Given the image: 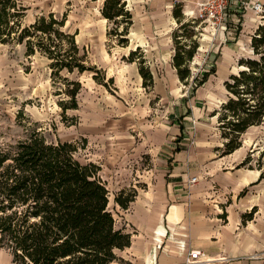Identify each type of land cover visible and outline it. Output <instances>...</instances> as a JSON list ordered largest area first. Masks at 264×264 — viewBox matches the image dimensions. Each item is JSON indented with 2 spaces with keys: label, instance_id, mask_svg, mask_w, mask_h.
<instances>
[{
  "label": "trees",
  "instance_id": "obj_1",
  "mask_svg": "<svg viewBox=\"0 0 264 264\" xmlns=\"http://www.w3.org/2000/svg\"><path fill=\"white\" fill-rule=\"evenodd\" d=\"M29 7L24 0H0V43L22 44L25 54L37 53L49 60L52 77L60 72L95 71L93 78L107 86L106 73L90 64L88 53L76 40L77 33L65 30L67 15L59 18L54 12L38 16L26 24ZM103 16L116 27L115 36L121 46L129 43L132 14L123 0H104ZM179 28L172 33L174 42L173 66L185 84L191 77L190 62L200 46L193 30L186 34L191 23L183 21L181 3L173 9ZM264 18V16H263ZM122 26V29H119ZM253 55L241 57L242 69L225 81L228 99L218 114L219 129L224 141L222 155L242 146L243 135L253 126L264 122V23L258 25L251 40ZM138 47L131 50L127 60L138 61L145 87L154 86V76L144 54ZM216 70L194 78V95ZM68 95L62 100L63 112L78 108L77 96L82 88L79 80L64 78ZM113 82V77H110ZM78 145L69 141H48L34 131L20 141L16 150H0V247L13 254L17 264H111L117 259L116 249L131 244V234L115 226L109 209V190L100 176V165L83 163L76 157ZM248 156L240 165L250 161ZM264 175H261V178ZM244 193V191H242ZM135 189L122 190L115 202L127 208L135 199ZM255 208L244 215L251 219Z\"/></svg>",
  "mask_w": 264,
  "mask_h": 264
},
{
  "label": "rangeland",
  "instance_id": "obj_2",
  "mask_svg": "<svg viewBox=\"0 0 264 264\" xmlns=\"http://www.w3.org/2000/svg\"><path fill=\"white\" fill-rule=\"evenodd\" d=\"M123 1L133 20L127 46L119 45L115 36H109L110 30L116 26L102 14L104 0H24L29 7L25 17L26 24L50 12H54L59 18L67 15L65 30L77 33V43L87 51L90 64L97 65L106 73L107 86L93 78L95 71L69 73L63 70L59 76L52 77L49 60L45 56L39 53L27 56L22 44L0 43V150L13 153L20 141L27 139L34 131H39L48 141L77 143L76 157L83 163L94 162L95 159H101L105 150H108L107 146L114 138L113 130L129 131L134 143H139L144 141L143 136L148 128L160 126L159 123L167 116H175L177 120H181L186 109V114L192 117L191 126L196 128L205 124L219 128L218 115L212 116V113L220 109L223 100L228 99L226 87L224 83H218L217 75L215 78L212 74L209 81L215 83L216 99L205 94L202 96L205 83L202 89L191 95L195 85L194 78L200 79L203 73L218 68L220 62L228 60L224 55L227 48H236V52H231L232 58L228 60L229 71L232 73L242 69V66H238L242 56L253 55L252 47L248 44V30L242 36L240 44L237 43L246 20L242 13H238L236 31L232 34H223L221 31L214 34L207 25L187 20L185 11L190 12L195 7V0ZM178 2L181 3L183 21L191 23L184 30L185 33L188 35L192 30L197 33L188 38L187 43L191 44L192 39H197L200 46L190 62L189 83L177 81L178 86L174 90L165 86L160 94L155 88L143 85L138 61L129 62L127 57L137 44L144 45L136 55L139 57L137 60L144 54L155 78L168 84L167 80L171 77L166 70V67H170L169 51H164L168 52L165 54L166 59L158 54V47L165 46L167 37L172 38L173 31L180 26L173 14L174 5ZM243 12L245 13L244 10ZM246 14L256 19V25L264 23V18L261 17L264 14L251 10ZM171 40L170 46L173 44L174 54L173 38ZM110 77H113V82L108 81ZM64 78L82 83L77 96L78 108L68 109L66 112H63L61 106L62 100L69 99L68 95L61 92L67 87ZM180 94L184 98L177 99ZM187 100L193 103L191 108H188ZM139 133H142L141 136H138ZM101 140L106 142V148ZM243 140L246 141V148L251 156L245 167L264 169V122L251 127L243 135ZM219 152L222 153V150ZM145 158L143 155V159ZM112 193L110 188V202L113 199ZM1 256H11L13 260V255L6 247H0ZM9 263L17 264L13 261Z\"/></svg>",
  "mask_w": 264,
  "mask_h": 264
},
{
  "label": "crops",
  "instance_id": "obj_3",
  "mask_svg": "<svg viewBox=\"0 0 264 264\" xmlns=\"http://www.w3.org/2000/svg\"><path fill=\"white\" fill-rule=\"evenodd\" d=\"M250 10L244 13L232 7L230 14L236 19L241 12L246 19L237 43L240 44L248 30L251 46L258 24L254 23L253 16L246 14ZM172 38L168 36L165 46L158 47V54L166 59L168 52L164 51H169L170 67L166 70L171 77L168 84L156 79L152 71L153 88L160 94L165 86L174 90L178 86L176 82L181 81L171 63ZM143 46L137 44L136 48ZM233 51L236 52V48L224 51L228 60ZM228 60L220 62L212 73L223 85L232 74L240 71L230 72ZM209 80L201 94L214 100L215 83ZM189 100L186 102L191 108L193 103ZM187 112L186 109L181 120L167 116L160 126L148 128L144 141L139 143H134L129 131L113 130L114 138L108 150L101 159L94 161L101 167L100 176L108 190H113L108 206L114 214L115 226L131 234L130 246L116 249L117 260L128 264H185L189 251L198 249L213 260L200 264H264V177L261 178L264 169L239 167L250 156L244 140L234 152L222 155L219 151L225 140L220 129L205 124L191 126L192 117ZM212 116L216 115L212 113ZM101 142L106 148V142ZM192 176H198L199 180L189 186ZM130 189H135L137 195L127 208H123L115 202V197L122 190ZM254 208L252 218L245 219L244 215ZM10 261H13L11 256L0 257V264H10Z\"/></svg>",
  "mask_w": 264,
  "mask_h": 264
},
{
  "label": "built area",
  "instance_id": "obj_4",
  "mask_svg": "<svg viewBox=\"0 0 264 264\" xmlns=\"http://www.w3.org/2000/svg\"><path fill=\"white\" fill-rule=\"evenodd\" d=\"M195 7L190 11H185L187 20L205 24L210 27L214 34L227 32L232 34L237 30L239 19H233L230 14L232 7L237 8L239 11L251 9L258 14H264V2L261 0H195ZM263 17V15H262ZM198 176L190 177L189 186L197 183ZM213 260L208 258L201 250L192 249L189 251L185 264H200L209 263ZM111 264H128L115 259Z\"/></svg>",
  "mask_w": 264,
  "mask_h": 264
},
{
  "label": "bare ground",
  "instance_id": "obj_5",
  "mask_svg": "<svg viewBox=\"0 0 264 264\" xmlns=\"http://www.w3.org/2000/svg\"><path fill=\"white\" fill-rule=\"evenodd\" d=\"M214 33V32H213Z\"/></svg>",
  "mask_w": 264,
  "mask_h": 264
}]
</instances>
